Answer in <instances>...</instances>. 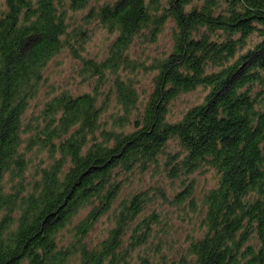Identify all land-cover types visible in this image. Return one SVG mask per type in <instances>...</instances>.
Here are the masks:
<instances>
[{
  "label": "trees",
  "instance_id": "1",
  "mask_svg": "<svg viewBox=\"0 0 264 264\" xmlns=\"http://www.w3.org/2000/svg\"><path fill=\"white\" fill-rule=\"evenodd\" d=\"M66 52L91 91L40 100ZM0 264H264V0H0Z\"/></svg>",
  "mask_w": 264,
  "mask_h": 264
},
{
  "label": "rangeland",
  "instance_id": "2",
  "mask_svg": "<svg viewBox=\"0 0 264 264\" xmlns=\"http://www.w3.org/2000/svg\"><path fill=\"white\" fill-rule=\"evenodd\" d=\"M90 38L85 44L84 48L86 53L84 56L93 59H103L106 57L108 48L113 42L114 37L110 36L102 28L98 26H93L90 29ZM169 36L160 40L156 45L146 47V54H135L138 58L146 60L149 64L154 58L159 57L161 52L165 49ZM142 48H138V53H141ZM82 64L80 60L74 59L69 52L64 53L57 60L53 61L47 72V83L42 89L40 94V100H44L46 96L52 91L69 90L73 94H80L87 91H91L92 87L88 84H82L80 77V69ZM145 75V74H144ZM144 77V76H143ZM142 87L148 91L151 90V74L145 75L142 79ZM207 92L203 89H198L190 94L182 95L173 103L170 112V118L175 121L180 118L184 112H186L191 107L199 105L203 102ZM150 175H145L143 180L145 186L149 184ZM198 187H197V197L201 196V192L206 188H211L213 186V180L211 175L198 177ZM156 181V179H155ZM138 186V182H135V187ZM174 224L179 231H181L179 240L184 241L186 235L191 232L189 223L185 224L177 220ZM106 222H100L95 228L91 235V241H98L97 238L104 236ZM134 263H136L134 261Z\"/></svg>",
  "mask_w": 264,
  "mask_h": 264
}]
</instances>
